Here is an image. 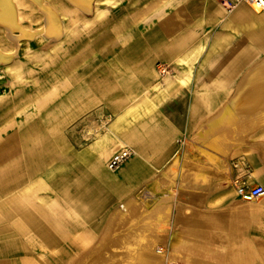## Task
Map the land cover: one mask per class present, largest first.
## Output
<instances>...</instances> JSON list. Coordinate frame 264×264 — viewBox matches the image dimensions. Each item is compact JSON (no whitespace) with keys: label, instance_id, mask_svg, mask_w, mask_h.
<instances>
[{"label":"crops","instance_id":"obj_1","mask_svg":"<svg viewBox=\"0 0 264 264\" xmlns=\"http://www.w3.org/2000/svg\"><path fill=\"white\" fill-rule=\"evenodd\" d=\"M62 4L64 34L0 101V264H77L100 242L135 264L159 246L176 264H264V197L234 185L250 171L264 186V10ZM177 157L175 198L158 202L148 185Z\"/></svg>","mask_w":264,"mask_h":264},{"label":"bare ground","instance_id":"obj_2","mask_svg":"<svg viewBox=\"0 0 264 264\" xmlns=\"http://www.w3.org/2000/svg\"><path fill=\"white\" fill-rule=\"evenodd\" d=\"M68 4L83 12H93L95 0H65ZM57 7L53 2L48 0H0V32L6 36L7 41L16 44L17 47L21 46V40L23 38H33L35 33H43L50 42L57 41L64 34L63 19L60 16V12L57 10L64 9L62 0H57ZM37 9L43 18V27L39 30L32 29L23 20L25 17V11H34ZM23 16V17H22ZM62 53V51H60ZM16 55L14 52H10L0 46V64H9L12 58ZM37 54L34 56L36 60ZM36 71V67H33L31 62L25 61L19 63V66L10 74L9 77L13 78L12 92L19 93L23 87L19 79L25 76L27 73ZM13 75V76H12ZM46 96V95H44ZM15 100H19V96H14ZM8 101V100H7ZM6 101V102H7ZM37 101V98H36ZM32 102V101H30ZM53 97L47 95L45 100H41V105H51ZM18 104V102H17ZM31 110V109H30ZM32 111H30L29 118L33 117ZM179 157V156H178ZM174 159L168 165H166L149 183V188L154 194L155 199L161 203H171L175 198V187L178 179L179 172V158ZM123 219V213H118L114 218V222H119ZM159 249H165L164 246H159ZM96 259L102 264H135L137 260H134L133 254L136 252H116L111 250L103 242L95 245ZM145 257L141 259L142 264H159L165 260L164 255L156 254L150 255L151 252H143ZM140 261V260H139ZM155 261V262H154ZM89 264H97L94 261ZM141 264V263H140Z\"/></svg>","mask_w":264,"mask_h":264},{"label":"rangeland","instance_id":"obj_3","mask_svg":"<svg viewBox=\"0 0 264 264\" xmlns=\"http://www.w3.org/2000/svg\"><path fill=\"white\" fill-rule=\"evenodd\" d=\"M55 5H57V0H48ZM25 17H23L24 22L31 27L32 29L39 30L41 27H43V18L41 16V13L35 9L34 11H25ZM0 46H2L4 49L16 53V55L12 58V60L9 62V64H0V101L4 98L6 93L10 89V79L8 78L9 73H13L16 68L19 66V63L27 61V60H34V56L39 52L49 51L51 52V42L49 39L45 37V34L43 33H35L33 38L21 40V46L17 47L16 44L10 43L7 41V38L5 35H3L0 32ZM39 48V49H38ZM3 109V108H2ZM3 112L0 113V122H4L3 119ZM0 123V130L2 131L1 127L3 124ZM116 172V171H115ZM95 249L93 252H87V253H79L77 256V264H89V262L94 261L97 264H102V262H99V260L96 259ZM158 253V252H157ZM168 252H165L164 256H166ZM166 261H169L168 259L165 260L162 263H165ZM172 262V261H169ZM175 263V262H172ZM176 264V263H175Z\"/></svg>","mask_w":264,"mask_h":264},{"label":"built area","instance_id":"obj_4","mask_svg":"<svg viewBox=\"0 0 264 264\" xmlns=\"http://www.w3.org/2000/svg\"><path fill=\"white\" fill-rule=\"evenodd\" d=\"M228 13L234 12L243 2H248L252 6L264 10V0H219ZM160 72L163 75L169 73L167 67H160ZM134 152L130 148H124L115 153L108 162V169L112 172L119 170L124 164H126L132 157ZM254 179L253 172H248L245 177L237 178L234 181L235 188L241 198L246 202H255L264 197V186L255 185L252 186L250 181ZM166 249H159L158 254L164 255ZM159 264H175L169 261Z\"/></svg>","mask_w":264,"mask_h":264}]
</instances>
